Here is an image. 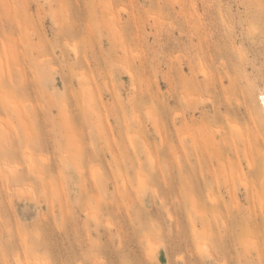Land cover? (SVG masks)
<instances>
[{
    "label": "rangeland",
    "instance_id": "374dc122",
    "mask_svg": "<svg viewBox=\"0 0 264 264\" xmlns=\"http://www.w3.org/2000/svg\"><path fill=\"white\" fill-rule=\"evenodd\" d=\"M263 91L264 0H0V264H264Z\"/></svg>",
    "mask_w": 264,
    "mask_h": 264
},
{
    "label": "bare ground",
    "instance_id": "6f19581e",
    "mask_svg": "<svg viewBox=\"0 0 264 264\" xmlns=\"http://www.w3.org/2000/svg\"><path fill=\"white\" fill-rule=\"evenodd\" d=\"M204 71V70H203ZM205 72V71H204ZM264 92V91H263ZM262 97H264V95L262 96ZM258 101H259V99H258ZM261 101H262V104H261V106H262V111H263V115H264V99H262L261 98ZM134 119V118H133ZM232 126H234V125H232ZM112 129V128H111ZM111 129H110V131H111ZM137 129V128H136ZM221 130V129H220ZM233 130H235V129H233ZM232 130V131H233ZM223 131V130H222ZM237 130H235V132H236ZM126 132H127V130H126ZM219 132V131H218ZM127 135H128V133L126 134V137H127ZM233 135V134H232ZM130 136V137H129ZM129 138H131V136H133V135H131V134H129ZM127 139V138H126ZM128 141H129V139H127ZM144 140V139H143ZM127 142V141H126ZM132 142V141H131ZM134 142V141H133ZM129 143V145H130V148H131V144H130V142H128ZM127 143V144H128ZM145 144H146V142H144ZM125 145V144H124ZM133 145V144H132ZM147 145V144H146ZM133 147V146H132ZM132 149H134V147L132 148ZM249 160V159H248ZM248 166H250L251 167V169L253 168V165H252V163H251V161H248ZM14 173V172H13ZM229 173V172H228ZM14 175V174H13ZM226 175V174H225ZM231 176H229V178H230ZM225 178H226V176H225ZM241 178V176L239 177V179ZM7 179V178H6ZM242 179V178H241ZM230 181H233V180H230ZM241 182V181H240ZM242 182L243 183H241V184H244V186H247V184H246V182L244 181V180H242ZM227 186V185H226ZM227 189V188H226ZM232 189V188H231ZM235 189V188H234ZM228 190V189H227ZM226 190V191H227ZM227 194H229V199L230 200H235L236 198H237V196H236V193H235V191H233V190H228V192H226ZM261 191L260 190H258L257 191V188H254V192H253V194H252V197L254 198V199H259V208H260V210L264 213V200L261 198ZM209 201H211V202H215L217 199L216 198H212L211 196H209ZM218 202V201H217ZM235 202L236 201H234L233 203H234V205L236 206V204H235ZM217 204H219V203H217ZM215 205V204H214ZM201 214V213H200ZM220 218L223 220V222H227V221H229V217H228V215H226V219L224 218V216H220ZM228 233V232H227ZM247 257V256H246ZM252 262V261H251ZM260 262V261H259ZM261 264V263H260Z\"/></svg>",
    "mask_w": 264,
    "mask_h": 264
},
{
    "label": "snow or ice",
    "instance_id": "6c2138e0",
    "mask_svg": "<svg viewBox=\"0 0 264 264\" xmlns=\"http://www.w3.org/2000/svg\"><path fill=\"white\" fill-rule=\"evenodd\" d=\"M262 99H264V97H262Z\"/></svg>",
    "mask_w": 264,
    "mask_h": 264
}]
</instances>
